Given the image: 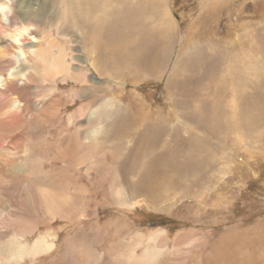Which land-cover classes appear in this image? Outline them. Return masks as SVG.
I'll return each mask as SVG.
<instances>
[{
    "label": "rangeland",
    "instance_id": "rangeland-1",
    "mask_svg": "<svg viewBox=\"0 0 264 264\" xmlns=\"http://www.w3.org/2000/svg\"><path fill=\"white\" fill-rule=\"evenodd\" d=\"M104 1L58 0L57 5L65 8L70 21L98 16L108 29L118 23V33H130L124 40L132 54L120 60L109 54L110 60L107 55L95 62L91 73L99 85L92 97L75 94L78 87L72 80L60 83L59 93L48 99L65 93L62 117L55 123L35 124L37 129L30 130L23 148L36 162V170L48 177L44 183H49L51 176L64 170L66 162L53 158L64 138L79 129L97 128L103 135L90 151L98 162L93 167L81 164L83 186L68 188L76 207L72 218H48L35 208L33 228L25 233L16 224L24 214L20 216L22 209L11 198L15 179L22 180L14 164L25 162L27 154L0 149V261L7 260L11 248L20 249L28 242L31 249L44 240L46 250L34 255L30 251L29 258L17 256L12 264L18 259L19 264L52 260V264H77L82 254L79 240H87L103 255L110 246L120 249L119 235L121 247H138L139 254L159 245L157 264H244L239 260L245 258L248 264H264V0H106V6ZM49 3L31 0L30 5L34 12H42L39 4ZM48 9L50 19L31 14L27 23L69 48L62 30L68 24L52 16L53 6ZM124 18L134 22L122 25ZM103 39L104 44L111 43L108 37ZM6 40L0 32V44ZM147 40L150 53L142 64L134 50ZM106 77L113 81L103 82ZM38 102L46 104L45 96ZM82 105H87L85 113L70 119ZM115 118L122 128H111ZM88 119L93 123L89 125ZM5 137L12 140L0 136ZM155 157L160 158L159 168L150 187L144 188L143 165ZM107 172L115 173L125 188L124 201L108 190L103 178ZM115 221L122 228L117 229ZM140 232L144 235L137 241ZM14 238L24 243L13 242V247ZM69 238L75 240L73 259L62 257L71 254L66 249ZM228 250L234 255L227 256Z\"/></svg>",
    "mask_w": 264,
    "mask_h": 264
},
{
    "label": "bare ground",
    "instance_id": "bare-ground-1",
    "mask_svg": "<svg viewBox=\"0 0 264 264\" xmlns=\"http://www.w3.org/2000/svg\"><path fill=\"white\" fill-rule=\"evenodd\" d=\"M57 1L58 0H50V3L47 5L45 4L44 6L42 5L43 3L39 4V7L41 8L42 12H34L30 5L31 0H0V32L2 35L7 36L8 39L0 44V136L1 134H5L7 137H12L11 141H8L6 137L4 139L0 138V149H5L9 151L15 150L17 154L18 152L19 153L24 152L25 154L30 153V152H26L27 150L25 151L23 148H25L27 144V139H28L27 136L30 130L34 128L37 129L35 124L41 125L42 123H46V124H51V122L55 123L57 118L62 117V113H63L62 110L64 108L63 95L65 93L62 94L61 92L59 94V97L56 96L55 98L48 99V96L54 93H56L57 95L59 93V90H61L59 89L60 83L64 84L65 82L72 80L73 82L76 83L78 87V90L77 91L75 90V94L80 95V97L82 96L83 99H86V97L87 98L92 97L93 94L95 95V91H93L94 86L99 85L98 78L91 73L93 69L92 66L95 65V62L102 60L103 56L105 59V56L107 55L109 56V54H111L112 56H117L119 58L118 60H120L122 58L130 56L133 52L130 51L128 45H126V42L124 40V37H126L127 33L129 32L127 31L125 33L126 34L125 36H123V34L118 33V29L121 26L118 25V23L116 22L115 23L117 24V27L115 28L112 27L114 25L110 26L108 16H107L108 18L107 22H108V26H110L109 29L107 28L106 25L107 23L103 24L101 18H98V16L96 19L93 18L91 21H87V19H84L86 21L83 22L81 20H78L77 18L75 19L74 17L73 18L75 20L72 21L71 19L70 21V19L68 18L69 14L66 13L65 8L63 9L60 6L58 7ZM106 4L107 3H105V6ZM76 5H78V3H76ZM93 5L95 4L93 3ZM49 6H53L55 8L54 9L55 11L52 9L54 11V14L52 16L55 19L65 21L68 24V26H66V29L62 28V30L64 31L63 37L65 39H68V43L70 44L69 48L66 47V45H63L62 43L57 41V39L51 38V35L50 36L47 35L46 32L42 31L41 28L37 26L36 27L31 26L27 23L29 16L31 14L35 16H39L40 20L50 19L49 14L51 13V10L48 9ZM71 6L73 7L74 5ZM96 6L98 5H95V7ZM129 7L128 9H133ZM138 7L136 9H138ZM105 10L106 9L102 10V12H105ZM139 10H141V8ZM92 12H95V10H93ZM83 14L84 13H82V16ZM90 14L88 16H90ZM77 15L78 14H76L75 16ZM120 20H121L120 23L122 25H126L128 21L131 23L134 22V21H130L127 18ZM88 22H92V23L95 22L98 25V27L100 25L104 26V28L106 27L108 29L106 33L107 35H103L104 28L103 30L99 29L100 27L98 28L96 25H93V27H91L92 25H90V23L88 24ZM111 27L115 29V32L112 33L113 35L111 34V32H113ZM95 28L98 29L95 30ZM5 29H7L8 32L7 30L5 31ZM89 30L91 32H89ZM104 36L108 37L111 40L110 41L111 43H107L106 41V43L104 44L103 43ZM144 36L142 35L141 37ZM139 40H143V38ZM142 42H143L142 48H138V51L135 49L134 56L136 57V59L140 60V63L143 64V62H145L146 64V62H148V60L146 59L148 57L146 55L150 53L148 45H150L151 41L147 40ZM100 46L101 48H99ZM93 56L94 57L96 56V58H93ZM108 58H109L108 60H110L111 56H109ZM112 58L114 59V57ZM94 70L96 71V73H101L100 69L97 66H95ZM102 81L112 82L113 80L110 79L109 77H106V79ZM122 84L124 85V83ZM99 94L101 93L99 92ZM42 96H45L46 98V102H44L46 104L43 105L40 102H38V98L40 97L42 98ZM261 96L258 97L262 98ZM260 98H258V100ZM86 107L87 105L85 106L82 105V108L77 109V111L75 110L76 111L75 114L71 115L72 113L71 112L70 119H73L74 117L76 118L82 115L83 113H85ZM246 108L248 109L251 107L247 106L245 107V109ZM247 112L249 113V111ZM108 113L112 116L113 112L108 109ZM97 114H98V110L96 115ZM116 118L114 119V122L111 124V128L114 130L119 129V127L122 128V124L119 121L116 122ZM87 123L90 125L91 123H93V121L91 119H88ZM70 124L68 123L67 129L65 131L67 132L70 131ZM151 133L154 135L157 134L154 128ZM102 135H103V131H101L100 129L94 128L92 130L91 129L87 130V128H84V130L82 131L79 129L75 132L70 133L69 137L66 136L67 139L64 138L63 140L64 142L61 144L60 147L62 149L54 151L53 154V158H55L56 160H60L63 163L66 162L63 165L64 170L61 173L55 174L53 177L51 176L49 178L50 180L49 183H44L46 178L48 177L42 174L43 172L41 173V171L36 170L37 169L36 168L37 166L35 167L36 162L35 161L33 162L32 160L33 157H31V155L27 154L26 160L23 163L16 164L15 162L16 165L14 164L13 168L16 170L17 176L22 177V180L19 182L17 178L15 179L16 190L12 192L13 197L11 199L15 201L14 203H16V206H19L22 209V211H20L21 212L20 216L24 214V216L20 217V219H17L16 221V224H19V227L23 232L25 233L29 232L33 228V224L35 222V211H34L35 208L39 211H42L44 215L48 218H53L56 217L57 215H61L62 217H66V218L73 217V214L76 213V207L71 202L68 188L70 186L73 187L83 186L79 178L80 177L79 166L84 163H89V165L93 167L95 163L97 164L98 162L97 158L91 157L90 148L96 145V143L100 140L99 136L102 137ZM144 136L146 139L147 138L146 134H144ZM159 164H160V158L155 157L149 162H146L145 165H143V173H142L143 175L141 174L140 175L142 176L141 177L142 182L144 183L142 184V186L144 188H146V186L150 187V184H152L154 170L156 171V169L159 168ZM166 165H168V163ZM105 175L106 176L103 178L104 181L108 184V190L111 191V193L114 195L116 199H118L119 201H124V199H126L124 198V193H123V190L125 188L120 187L119 181H116V178L118 179V177L115 175V173L112 172L108 173V175L107 174ZM122 203L126 204V202H122ZM113 221H114L113 219H110V224H113L114 223ZM118 226L116 227L117 229L122 228ZM158 231L162 232L160 230ZM130 232H134V231H130ZM159 232L156 231V233ZM140 234H141V236L139 235L140 237L136 236L137 241H141L140 238H142V236L144 235V234L142 235L141 232ZM117 237H118L117 246L120 249L117 250L113 246H110V248L106 252L104 251L105 253L103 255L99 254L95 249V247H93L92 244L89 243L87 240H82V241L79 240V247H82L81 250L82 254L77 256L78 261L75 262L77 264H102V263L157 264L158 263L157 262L158 256H160L162 252V250H160L157 247L159 245L155 244L157 245L155 247H146L145 249L142 250V253L139 254L136 252V248L138 247L132 248L126 245L121 247L123 241L120 239L119 235H117ZM155 237L158 238L157 236ZM134 239L135 238L133 236V240ZM152 239L153 237H149V240L148 239L147 240L153 242ZM13 242L24 243L23 241L22 242H18V240L16 241L15 238L14 241H12L11 245H13ZM27 243L28 242L25 243V246L20 245V249L18 248L19 247L18 246L16 250L14 247L16 244L13 245L14 248H11L10 250L8 249L9 250L8 256H6L7 260L4 261L3 259V261H0V264H12L11 259L17 256H26L29 258L30 251L34 255L36 253L46 250L45 247H47V243L44 240L36 242V244H34V246H32L31 249L29 247H26ZM139 243L142 244V242ZM134 245L137 246V244ZM75 247H76L75 240L70 239V242L67 243L66 249H68L67 250L68 253L69 250L71 249V254L68 256L66 252V254H64L62 257L73 259L74 256L72 255V251L75 249ZM226 252H227L226 253L227 256L230 254L234 255V251L228 250ZM24 258L25 257H23L21 261L24 260ZM101 259L103 260L99 263ZM245 260L246 258L244 260L240 259L239 262L248 264L245 262ZM52 261L48 264H52ZM13 262L14 264H19V259L13 260ZM27 263H29V261H27ZM27 263L25 262V264Z\"/></svg>",
    "mask_w": 264,
    "mask_h": 264
}]
</instances>
